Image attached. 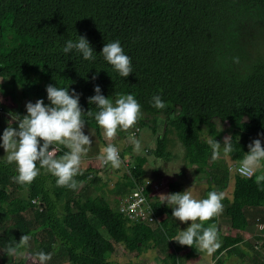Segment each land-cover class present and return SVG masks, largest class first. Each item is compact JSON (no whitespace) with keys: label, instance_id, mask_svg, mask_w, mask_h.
<instances>
[{"label":"trees","instance_id":"1","mask_svg":"<svg viewBox=\"0 0 264 264\" xmlns=\"http://www.w3.org/2000/svg\"><path fill=\"white\" fill-rule=\"evenodd\" d=\"M75 34L85 36L95 53L103 43L118 39L130 57L132 73L119 77L99 56L85 61L75 52L63 54L64 41L75 39ZM261 36L264 40V0H0V80H7L11 89L24 87L36 99L46 96L49 83L75 89L85 126L94 129L98 138L100 128L86 114L96 110L87 103L93 86L99 85L101 94L111 100L132 93L140 111L168 119L164 134L157 137L155 156H171L166 135L175 134L185 163L196 165L199 173L208 172L207 192L224 189L230 178L229 170L219 169L210 158L207 138L221 141L214 119L232 138L233 151L226 155L232 165L247 152L246 145L257 133L264 135V49L256 47ZM154 94L165 101L164 108L152 107L149 101ZM1 113L0 103V127ZM63 151L67 149L60 145L56 156ZM145 163L137 157V166L109 191L117 198L109 200L103 192L93 196L83 191L74 197L76 188L55 185V178L43 169L29 184H17L12 179L14 166L0 160L3 254L23 234L33 243V257L41 250L50 253L46 264H59L55 263L59 254L71 264H116L107 255L117 245L136 253L163 248L174 236L165 222L170 208L152 202L156 217H164L155 228L132 224L116 211L119 198L134 187L130 177L142 180ZM90 172H77V187L83 185L85 190L97 184ZM233 185L231 198L221 200L230 233L218 235L214 264H225L221 254L247 238L248 217L252 210L261 216L264 207V186H257L254 176L242 178L234 172ZM203 223L216 226L217 215ZM171 245L166 264H179L176 254L184 250L187 258L198 255L196 244ZM25 247L26 243L19 251Z\"/></svg>","mask_w":264,"mask_h":264},{"label":"clouds","instance_id":"2","mask_svg":"<svg viewBox=\"0 0 264 264\" xmlns=\"http://www.w3.org/2000/svg\"><path fill=\"white\" fill-rule=\"evenodd\" d=\"M60 51L63 54L78 53L85 61H93L99 56L122 78L132 73L130 57L123 51L118 39L103 43L99 53H95L85 36L76 35L75 39H66ZM233 59L236 60L235 57ZM95 78L96 73H93L92 79ZM44 91V98L25 102L23 115L10 110L6 113L9 119L5 121L6 127L0 132V148L4 150V160L14 166L15 175L12 179L17 184H29L43 169L55 178V185L74 189L78 184L74 176L78 172L82 156L88 152L87 146L92 143L89 134L82 131L85 125L82 114L85 112L79 105L80 94L75 89H69L68 85L57 86L55 83L47 84ZM45 99L47 103L44 102ZM149 102L156 109L165 107V101L159 94L152 95ZM87 103L94 105L96 110H88L86 114L93 118L106 139L115 137L118 128L123 131L133 126L141 107L132 93L117 94L111 100L109 96L101 94L99 85L93 86V94L87 97ZM127 139L136 152L141 151V141L133 133H129ZM206 142L210 145L212 160L233 151L232 138L229 135L224 136L220 142L209 136ZM262 143L264 135L257 133V137L246 145L247 152L238 161H233L232 169L242 178L254 176L257 186H264ZM60 145L67 151L57 157L56 152ZM96 159L102 166L118 168L122 164L114 143L101 146ZM195 167L193 165V169ZM223 196V192L209 190L204 197L197 198L193 195L192 185L182 192L158 194L160 204L171 209V223L173 218L180 222H190L183 230L176 228V234L170 240L179 245L196 244L208 253L218 248L220 241L216 227L213 224L205 226L203 222L222 210ZM258 227L264 228V225ZM28 240L29 235L23 234L16 246L7 247V253L19 255V248ZM35 256L40 264H44L50 258V253L41 250Z\"/></svg>","mask_w":264,"mask_h":264},{"label":"rangeland","instance_id":"3","mask_svg":"<svg viewBox=\"0 0 264 264\" xmlns=\"http://www.w3.org/2000/svg\"><path fill=\"white\" fill-rule=\"evenodd\" d=\"M264 38V37H263ZM260 43V44H258ZM259 46L264 49V40H262V36L257 41L256 47ZM4 90V92H0V103L2 106V115L1 118V127L0 132L3 131L4 127H6L5 121L9 119L6 113L10 110L15 113L24 114V105L26 101L35 102L36 98L33 95L24 91V87L16 85L11 89L9 84H7V80H0V90ZM179 111V108L176 109V114ZM220 131L221 141L224 136L229 135V131L225 128L218 119H214ZM142 123V125H141ZM15 122H13V127H15ZM168 126V119L163 114L158 115H150L140 111L138 119L127 130L117 129V133L115 137L111 139H106L103 136V132L100 129L101 138H98L94 129L91 127L85 126L82 131L85 134H89L92 143L88 145V152L82 156L81 163L79 165L78 171H87L91 170L90 174L95 176L98 179V182L95 186H89L85 190L82 189L83 185L76 187L73 191V196L82 195L83 191L90 195H99L101 192L103 194H107V198L109 200H113L115 197L109 191L113 189L115 182L124 174H129L130 169L137 166V157H142L146 160V163L142 166L143 176L141 177L143 183L148 186L157 184V189L154 190V187L150 189V191H154L152 197L154 201H159L158 194L160 193H174V192H182L186 188L192 185L193 195L197 198H202L206 195V190L209 187L208 183V172L207 173H199L197 171V166L193 169V166L187 165L183 160L184 150L179 143L177 137L173 133H168L166 135L168 140L167 151L171 153L169 158H157L154 154L156 148V140L157 137H160L164 134L165 129ZM136 131L135 137L141 141V151L136 152L131 143L128 141V134ZM114 143L119 151V154L123 160H128L129 166L126 167L123 163L120 167L114 168L110 165H101L100 162L96 159L99 154L100 147L107 144ZM264 144V143H263ZM4 150L0 148V160H4ZM5 161V160H4ZM215 165L219 169L227 168L230 173V178L228 180V185L224 190H220L219 188L214 187L213 190L218 192H223L225 196H231V192L233 191V176L234 172L232 170V162L226 155H221L219 158L215 159ZM148 180L149 182L147 183ZM151 187V186H150ZM97 188V189H96ZM7 192H11V189H7ZM26 195V194H25ZM64 203V202H62ZM114 204V201L111 203ZM117 207V204H116ZM58 209L62 212L63 205L60 203ZM221 214V211L219 212ZM164 217L160 218L162 220ZM167 223V228L170 231H177L176 228L183 230L190 223L189 221L180 222L173 218V223H171V218L165 219ZM158 222L150 224L151 228H155L158 226ZM101 234L108 238L106 232L103 229H99ZM176 234V233H175ZM174 237V236H173ZM254 242H250V247L252 249L254 246ZM259 242V248L256 249V254L253 255L256 260L257 257L261 259L259 264H262L264 261V236H261ZM167 245H163L165 251H162L160 248H149L143 252H128L124 249L123 245H117L112 254L107 255V259L110 262L116 264H165L163 261L166 255L172 252V245L177 242L168 241ZM243 248V246L238 247V249ZM201 249V248H200ZM244 249L250 251L248 246H244ZM33 243L31 239L26 242V247L19 251V255H10L3 254V250L0 249V264H40V261L33 257ZM202 252L200 257L204 261H200L198 264H207L210 262L208 259L209 255L205 253V250H200ZM183 254V253H181ZM179 255L178 260L179 264H194L192 259H185V254ZM55 263L59 264H71L67 261L64 254H59ZM60 257H63L60 259ZM252 259V256H251ZM223 260V259H222ZM248 261V259H247ZM44 262V264H46ZM204 262V263H203ZM225 262V261H224ZM252 264H258L257 262Z\"/></svg>","mask_w":264,"mask_h":264},{"label":"crops","instance_id":"4","mask_svg":"<svg viewBox=\"0 0 264 264\" xmlns=\"http://www.w3.org/2000/svg\"><path fill=\"white\" fill-rule=\"evenodd\" d=\"M228 185V184H227ZM225 189V188H224ZM224 189H220V190H224ZM232 194V192H231ZM225 196V195H224ZM228 197V196H225ZM228 198H231V196H229ZM261 210V216L263 217V219L261 218L260 215H256L254 214L256 212V210H252V214L248 217V226L246 228V235L247 238L244 239L243 242H241L240 244H238L237 246L233 247L232 249H230L227 252H223L221 254V259H223L225 261V264H252L250 262L253 261V263L257 262L258 264L260 263L261 259L257 257V259L255 260L253 255L256 254V249L259 248V242L258 240H260L261 236H264V228L262 227H258V225H264V207ZM216 229H217V235H225L230 233V229H229V220L227 217H225L223 215V213L221 212V214H217V224H216ZM170 232L175 235L176 231L173 229L170 230ZM244 234V233H241ZM254 242V246L252 249L250 246V242ZM248 246L250 248V251L244 249V246ZM243 246V248L238 249V247ZM199 251H198V255L195 256V258H185L187 259H192L194 264H198L201 260L204 261L200 255L203 249H200L198 247ZM187 252V250H184L182 252H178L176 254L177 258L179 257V255L181 253L185 254ZM205 253H207L209 255L208 259L210 260V262L208 264H214L215 262V258L213 257V251L211 253H208L205 250ZM183 254H181L183 256ZM257 255V254H256ZM252 256V259H251ZM248 259V261H247ZM164 262V261H163ZM204 263V262H203ZM166 264V263H165ZM192 264V263H190ZM207 264V262H206Z\"/></svg>","mask_w":264,"mask_h":264},{"label":"built area","instance_id":"5","mask_svg":"<svg viewBox=\"0 0 264 264\" xmlns=\"http://www.w3.org/2000/svg\"><path fill=\"white\" fill-rule=\"evenodd\" d=\"M132 133L136 135V131H133ZM121 160L126 167L129 166L128 160H123L122 158ZM130 178L134 181V187L128 193L119 198L116 211L132 224L150 226L152 223L159 222L160 218L156 217L152 207V202L154 201L152 194L154 191H150L153 187L154 190H156L157 184L150 185V187L142 181L137 180L135 176H131ZM32 203L37 204L35 200H32Z\"/></svg>","mask_w":264,"mask_h":264}]
</instances>
